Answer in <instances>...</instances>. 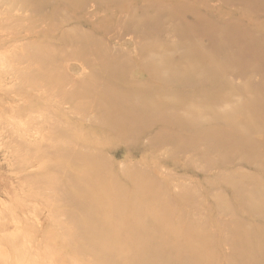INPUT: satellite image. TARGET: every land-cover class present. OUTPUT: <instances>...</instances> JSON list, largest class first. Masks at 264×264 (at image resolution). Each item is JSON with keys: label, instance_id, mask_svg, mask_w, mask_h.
I'll use <instances>...</instances> for the list:
<instances>
[{"label": "rangeland", "instance_id": "obj_1", "mask_svg": "<svg viewBox=\"0 0 264 264\" xmlns=\"http://www.w3.org/2000/svg\"><path fill=\"white\" fill-rule=\"evenodd\" d=\"M0 264H264V0H0Z\"/></svg>", "mask_w": 264, "mask_h": 264}, {"label": "bare ground", "instance_id": "obj_2", "mask_svg": "<svg viewBox=\"0 0 264 264\" xmlns=\"http://www.w3.org/2000/svg\"><path fill=\"white\" fill-rule=\"evenodd\" d=\"M108 69H109V71H111V68H108ZM79 71H80V70H79ZM116 83H119V81L116 82ZM116 83H114V85H112V87H113L114 90L110 89V87H109L108 93H109V95H110V97H111L112 99H115V98H116V100H117L118 98L123 97V95H122V93H121V91H120L119 86H117ZM115 85H116V87H115ZM126 97H128V95H127ZM61 98H63V95H62ZM109 119H110V118H108V120H109ZM110 124L112 125V127H115V126L113 125V123H110ZM93 177H99V176H98L97 174H94L93 176H91V175L89 174V176H88L87 178H88V179H91V181H93V180H94ZM79 190H80V189H79ZM80 191H81V190H80ZM92 228H93L94 231H96L97 229H98V230H101V227H99V225H96V222L93 223ZM156 246H157V247H156L154 250H157L158 253H159L160 255H161V254H164L165 251H167V250H163V249L161 248V247H162V246H161V242L158 243ZM234 246H235V245H234ZM168 251H169V252H174V253H175V250H174V249H169Z\"/></svg>", "mask_w": 264, "mask_h": 264}]
</instances>
